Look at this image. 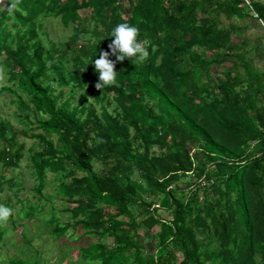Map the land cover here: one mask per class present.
I'll return each instance as SVG.
<instances>
[{
    "label": "trees",
    "instance_id": "16d2710c",
    "mask_svg": "<svg viewBox=\"0 0 264 264\" xmlns=\"http://www.w3.org/2000/svg\"><path fill=\"white\" fill-rule=\"evenodd\" d=\"M247 1L21 0L8 11V0L0 9V79L14 85L0 91L14 95L24 125L32 117L43 131H22L38 139L27 149L34 191L43 198L55 173L73 220L52 214V231L113 237V246H81L83 258L264 264V42L247 33L253 20L264 38V2ZM42 16L69 29L62 43L43 42ZM124 22L138 27L149 56L116 61L115 84L97 89L90 62L111 52L110 33ZM17 133L0 117L2 170L23 156ZM139 228L156 240L145 255ZM5 231L0 223V241Z\"/></svg>",
    "mask_w": 264,
    "mask_h": 264
},
{
    "label": "rangeland",
    "instance_id": "374dc122",
    "mask_svg": "<svg viewBox=\"0 0 264 264\" xmlns=\"http://www.w3.org/2000/svg\"><path fill=\"white\" fill-rule=\"evenodd\" d=\"M7 1L3 0V2H0V9L7 8ZM41 21L47 34L46 36L41 35L43 42H46L47 38H49L57 43H62L69 34V29L61 24L58 17L42 16ZM240 22L243 23L244 21L240 20ZM247 22L252 26L247 29L251 42L255 38H260L263 43V32L258 23L249 19H247ZM4 86L13 87L14 85L13 82L6 78L5 74H2L0 88ZM67 95L68 92L65 93V96ZM13 100H15V97L11 92L0 91V117L8 120L13 129L18 131L17 141L24 143L25 149L17 167L9 170H2L0 167V173L4 174L3 187L0 189V204L6 205V202H8L14 214V217L8 219L7 223H2V228L6 231L0 241V264H13L12 262L16 259L22 260L21 264H99L97 260L90 261L83 258L81 246H88L91 242L99 241L104 242L106 246H113V237L111 235L106 233L102 236H97V234L92 232L85 234L81 229H74L72 225L60 238L55 236L52 231L55 225L50 220L52 214L64 224H71L73 220L70 218V213L64 209L66 204L62 195L58 192V181L54 178L56 176L55 173L48 172L47 182L42 190L43 198L37 197L34 191L36 179L27 149L29 147L38 149V139L26 136L22 131H43L37 127V122H34L32 117L27 125L20 121L22 112L17 108L16 104L12 103ZM88 100H91V98L89 97ZM73 102H78L77 98ZM95 107L98 109V105L95 104ZM112 107L113 105L109 106V109L111 110ZM49 137L54 142L57 140L53 134L49 135ZM1 145L2 142H0V147ZM101 166L100 163L96 162L94 168L95 170H100ZM8 179L12 181L9 183ZM23 205H29L34 208L31 216L24 217L23 213H20ZM159 212L164 217L168 216L167 210L160 209ZM118 219L126 220L127 217L122 215L118 216ZM156 228L158 229V227ZM139 231L141 234L140 239L145 243L143 252V255H145L146 251H152L156 240L146 243V237L150 234V231L142 228H139ZM81 234L82 238L77 240V237Z\"/></svg>",
    "mask_w": 264,
    "mask_h": 264
},
{
    "label": "clouds",
    "instance_id": "9594fccd",
    "mask_svg": "<svg viewBox=\"0 0 264 264\" xmlns=\"http://www.w3.org/2000/svg\"><path fill=\"white\" fill-rule=\"evenodd\" d=\"M20 2L21 0H11L8 11L18 10ZM138 35V27L127 22L119 23L113 28L110 36L114 39L108 45L111 52L102 51L99 58L90 62L94 64L95 71L99 74L98 82L95 85L97 89H104L106 86L115 84L117 77L116 61L122 62L125 58L131 60L135 58L137 62H143L148 58L147 47L144 42L138 41ZM110 55L115 56L116 60L110 59ZM12 214L11 208L0 204V223H7Z\"/></svg>",
    "mask_w": 264,
    "mask_h": 264
},
{
    "label": "built area",
    "instance_id": "2783aa9c",
    "mask_svg": "<svg viewBox=\"0 0 264 264\" xmlns=\"http://www.w3.org/2000/svg\"><path fill=\"white\" fill-rule=\"evenodd\" d=\"M246 2L248 3V1L246 0ZM254 16H256V14L254 13ZM260 22H261V24H262V26H263V28H264V23L260 20Z\"/></svg>",
    "mask_w": 264,
    "mask_h": 264
}]
</instances>
